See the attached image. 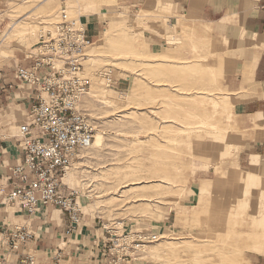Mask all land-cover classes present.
<instances>
[{"label": "rangeland", "instance_id": "rangeland-1", "mask_svg": "<svg viewBox=\"0 0 264 264\" xmlns=\"http://www.w3.org/2000/svg\"><path fill=\"white\" fill-rule=\"evenodd\" d=\"M114 1L0 0L3 70L25 57L32 62L29 56L36 52L41 34L56 29L63 10L79 28L76 21L84 16L80 13L92 9L99 15V36L93 41L105 55L92 67L83 63L90 91L79 110L104 133V146L83 150L62 181L65 190L79 192L83 215L77 231L83 224L109 248L111 240H124L125 250L112 251L124 264H264V253L252 250L254 244L264 248V227L253 224L264 215V160L240 163V153L254 136L235 116L240 94L224 89L236 62L232 58L245 51L244 44L223 41L209 26L180 21L168 31L177 44L152 50L148 32H154V23H168L167 6L160 12L142 11L147 2L141 3L130 18L126 9H115ZM118 18H126L125 33L107 40L103 30ZM248 81L244 75L242 85ZM21 85L26 98L35 97L30 86ZM98 86L114 98L115 111L92 98ZM12 114L17 122L10 129L18 137L26 114L19 107ZM263 132L264 126L253 130L256 135ZM139 166L162 178L132 187L117 185L116 173ZM232 173L244 180L234 181ZM134 187L137 191L130 192L128 200L119 197ZM138 236L148 240L141 244ZM153 236L161 239L152 242ZM33 251L39 264H86L81 253L79 260L64 259L63 250L48 255L53 263H42ZM58 252L62 258L56 261Z\"/></svg>", "mask_w": 264, "mask_h": 264}, {"label": "built area", "instance_id": "built-area-1", "mask_svg": "<svg viewBox=\"0 0 264 264\" xmlns=\"http://www.w3.org/2000/svg\"><path fill=\"white\" fill-rule=\"evenodd\" d=\"M93 44L85 28L75 27L63 10L60 24L41 36L36 52L30 54L32 65L15 70L16 79L33 89L35 103L28 110L27 122L19 127L23 160L11 169L12 188H0V194L29 217L49 207L59 209L68 218V234L78 230L83 213L79 192L65 190L62 181L79 152L90 147L96 135L90 117L79 110L81 99L90 91L82 73ZM34 238L27 227H1L0 264H39L30 248ZM111 241V248L101 243L100 257L93 264H124L123 257H115L112 251L125 250L126 246H122V239ZM61 258V252L56 253L54 259Z\"/></svg>", "mask_w": 264, "mask_h": 264}, {"label": "crops", "instance_id": "crops-1", "mask_svg": "<svg viewBox=\"0 0 264 264\" xmlns=\"http://www.w3.org/2000/svg\"><path fill=\"white\" fill-rule=\"evenodd\" d=\"M148 1L114 2L117 4L115 9H119L121 13L126 9L131 18L133 10L139 4ZM161 2L167 5L166 15L169 21L166 25L154 23V32H148L147 42L152 50L164 47L168 31L172 26L179 25L180 21L186 25L195 22L197 25L209 26L213 34L223 41L244 44L245 51L232 58L236 62L224 80V89L228 93L240 94V98L235 100L237 102L235 116L242 126L246 124V129L252 132L251 138L254 136L247 148L240 153V163L264 160V132L257 135L253 133L255 126H264V0H161ZM188 16L191 19L188 20ZM99 19V15H84L80 18L82 26L92 39L99 36ZM31 64L32 62L25 57L15 66H9L6 70L0 69V188H6L7 191L12 188L9 180L11 169L23 160L18 137L10 129V126L17 122V117L12 111L19 107L23 114H26V120L21 121L24 124L27 122L28 110L35 103L34 97L26 98L21 92L22 85H17L15 69ZM244 75L248 76L249 81L248 85L243 86ZM244 91L246 93L243 94ZM3 199L0 194V228L6 224L29 228L35 236L30 247L37 252L42 263L44 261L53 263L47 257L57 250H63L64 259L79 260L77 254L81 253L86 264L98 262L97 258L100 257L98 245L103 238L90 228H85L86 226L82 224L79 231L68 234V218L59 209L49 207L45 212L29 217L21 209L11 206ZM261 256L264 263V255Z\"/></svg>", "mask_w": 264, "mask_h": 264}, {"label": "bare ground", "instance_id": "bare-ground-1", "mask_svg": "<svg viewBox=\"0 0 264 264\" xmlns=\"http://www.w3.org/2000/svg\"><path fill=\"white\" fill-rule=\"evenodd\" d=\"M167 5H164L162 4L161 0H150L149 2H147L145 4V6L142 8V11H146V10H152V11H164V8L166 7ZM97 11L95 10H86L84 13H80L82 15H85V16H93V15H96ZM54 14L53 13H50L48 14V16H52ZM68 15V14H66ZM98 15V14H97ZM47 16V17H48ZM68 19L70 18L69 16L67 17ZM71 20V18H70ZM73 20V19H72ZM76 21V20H75ZM109 29L108 28H104L103 30V37L106 38L107 40H113L112 37H117V36H120L121 34H124L125 31L123 30V28L125 27V25L127 24V21H126V18H118V19H112L109 21ZM60 23V22H59ZM77 24L80 25V28H82V24H81V21H76ZM139 25V24H137ZM77 27V26H75ZM47 33L49 32H44L41 34V36H44L46 35ZM40 36V38H41ZM123 37H125V35H122ZM144 36V35H142ZM141 36V37H142ZM139 37V38H141ZM40 38H39V41H40ZM103 39L100 40V42L102 41ZM105 42V41H104ZM138 42H142L141 41H137L136 43ZM39 44V42H38ZM38 44L36 46H38ZM177 44V37L175 36H172V35H168L166 38H165V42H164V46H174ZM105 55L104 51L102 49H100V47L97 46V42H94L93 46H92V50H91V55H88L86 57V59L84 60V63L87 64V68L89 67H92L94 66L93 62L96 61L98 57H101L103 58ZM119 55H115V61H119V58H118ZM170 66H174L173 64H170ZM84 72V71H83ZM83 74V73H82ZM98 75V74H97ZM100 75V74H99ZM96 76V75H95ZM102 78V77H101ZM108 81H110L108 79ZM100 87H94V91L92 92V98L93 99H96L97 101H100V102H103L102 104H104L107 108L115 111L117 108L115 106V103L113 101L112 98L108 97V95H106L105 92H103L101 89H99ZM89 93V92H88ZM134 93L136 94V90H134ZM91 94V93H90ZM86 96V95H85ZM82 100V99H81ZM127 100V99H126ZM116 101V100H115ZM130 104V103H128ZM123 110H119L118 113H122ZM91 119V118H90ZM232 120V119H230ZM234 120V119H233ZM92 121V120H91ZM94 125V124H93ZM95 126V125H94ZM96 128V127H95ZM104 146V133L99 131L97 132V129H96V135H95V139L93 140L92 142V145L86 149H82L80 152H79V155L81 152H83V150H87V149H91V148H96V149H101L102 147ZM258 162L257 163H253L251 168L250 169H255L256 166H257ZM151 167V166H149ZM153 168H158V167H153ZM151 170L146 168V167H136L135 170H133L132 172H129V173H121V172H118L115 174V179H116V183L118 186H121V187H132V186H135V185H138L140 183H150V181L152 180H159V178H162V174L160 173H157V172H150ZM231 177L234 181H238V182H241L244 180V177H241V175L239 174H234L232 173L231 174ZM164 178V177H163ZM65 178H63L64 180ZM64 184V183H63ZM66 185V184H64ZM161 186H164L163 184H160ZM119 189V188H118ZM117 189V191H118ZM116 190V188L114 189ZM121 191V189H119ZM137 191L136 188H130L129 190H126V191H122L120 192V196L119 197H124V200H128L127 198V195L130 193V192H135ZM117 193V192H116ZM138 197H145V195H141V196H138ZM116 199H119V198H116ZM152 201V199H151ZM69 222V221H68ZM253 224L254 226H258V227H264V215L262 216V218L260 220H253ZM121 225V224H120ZM18 226H21V225H18ZM24 227V226H23ZM130 235V234H129ZM137 237V236H135ZM172 237V236H171ZM193 237V236H192ZM163 238V236L161 235V238L160 236H153L150 240L152 241V239L155 241L159 240V239ZM258 236H256L255 239H257ZM165 239V238H164ZM189 239V238H188ZM148 240L147 238H144V237H141V236H138V239L137 241L138 242H141V244H144L146 241ZM173 240V239H172ZM176 240V239H175ZM121 241V240H120ZM119 241V242H120ZM124 241V240H122ZM150 241V242H151ZM191 241V239H190ZM259 241V240H257ZM262 241H264V237L262 238ZM134 242V241H133ZM153 242V241H152ZM169 242V241H168ZM195 242V241H194ZM101 243H104V240L101 242H99V249L101 251V248H102V244ZM201 243V241H200ZM199 244V243H198ZM143 247H146V246H143ZM142 247V248H143ZM252 250L255 252V253H264V248H260L259 246H257L256 244H254V246L252 247ZM153 254H155L154 252H152ZM192 253V252H191ZM194 253V252H193ZM193 255V254H192ZM195 257V256H194ZM197 257V256H196ZM162 260V259H161Z\"/></svg>", "mask_w": 264, "mask_h": 264}]
</instances>
